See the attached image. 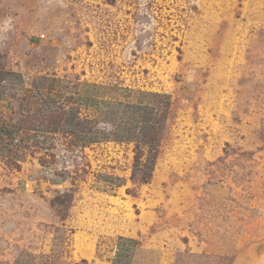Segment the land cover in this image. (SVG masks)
<instances>
[{"label": "rangeland", "instance_id": "obj_1", "mask_svg": "<svg viewBox=\"0 0 264 264\" xmlns=\"http://www.w3.org/2000/svg\"><path fill=\"white\" fill-rule=\"evenodd\" d=\"M4 71L0 264H264V0H0ZM71 106L150 113L149 182Z\"/></svg>", "mask_w": 264, "mask_h": 264}, {"label": "trees", "instance_id": "obj_2", "mask_svg": "<svg viewBox=\"0 0 264 264\" xmlns=\"http://www.w3.org/2000/svg\"><path fill=\"white\" fill-rule=\"evenodd\" d=\"M7 75H12V73L9 72H0V81H6L4 76L6 77ZM44 80L48 82H54V80L50 78H44ZM61 85L66 84V87L64 89H68L69 86L67 85V82H62ZM53 86V84L51 83ZM49 85V86H51ZM37 87H42V85L38 84ZM83 87L86 89V94L87 93H93L95 92L94 89H98V86L95 84H84ZM95 87V88H94ZM150 96V94H149ZM152 97H159L157 94H153ZM87 100L84 101L85 104H88L91 106L94 104L93 99L90 97L86 98ZM134 105V104H133ZM147 107L150 112H153L154 110H157V106H145ZM128 112H131V117L132 120L131 122H128L126 120V115ZM121 113H126L123 117L122 114V119L123 121H120L119 124L113 125L114 129L113 132H107L104 128H98L96 125L97 122H93L92 120L88 118L80 119L79 118V109L75 108L74 106H71L68 108L67 111V125L68 126V132L67 133H72L74 131H77L76 133L78 134V139L79 141L77 142V146L79 149L84 150L86 147H90L92 144L95 143H100L103 141H116V142H134L136 145V156H135V163H134V168H133V174L132 178H136L137 175L142 176V181L143 183H148L154 167H155V161H156V150H157V139H155V132L157 130V123H152L151 122V115L150 113H145L143 112V109H138L135 106L130 107V111H125ZM75 120H78L80 122V125L77 126V128L74 126L73 122ZM12 129L14 127H11ZM8 128H4L1 130L2 136L4 135H9L10 137L15 134L14 130ZM76 128V129H75ZM155 137V138H154ZM12 142L13 139H10ZM144 147L149 148L147 160L145 161L143 159L144 155ZM105 181L112 183V181L118 179L112 178L110 176H104ZM121 241L124 242H131L134 243L133 240H129L126 238H121Z\"/></svg>", "mask_w": 264, "mask_h": 264}]
</instances>
